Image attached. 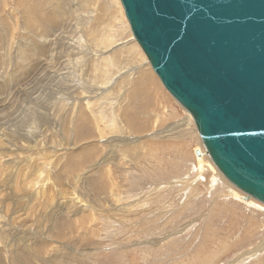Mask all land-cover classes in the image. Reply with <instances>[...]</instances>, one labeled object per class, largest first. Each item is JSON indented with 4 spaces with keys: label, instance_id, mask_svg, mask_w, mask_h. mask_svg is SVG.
<instances>
[{
    "label": "rangeland",
    "instance_id": "374dc122",
    "mask_svg": "<svg viewBox=\"0 0 264 264\" xmlns=\"http://www.w3.org/2000/svg\"><path fill=\"white\" fill-rule=\"evenodd\" d=\"M32 14L39 22H28ZM131 68L136 73L125 77ZM106 91L109 97L98 98ZM4 97L0 264H188L185 257L199 253L212 260L200 264H264V204L240 200L244 194L206 155L190 115L133 38L119 0H0ZM115 128L138 144L135 155L118 140L106 148ZM85 144L92 146L81 149ZM217 186L227 199V211H213L220 218L196 209L202 189ZM189 209L198 216L193 233L210 224L216 237L209 231L201 246H191L178 219ZM169 228L185 237V256L175 263L165 258L174 256L171 247L180 251L167 246Z\"/></svg>",
    "mask_w": 264,
    "mask_h": 264
},
{
    "label": "water",
    "instance_id": "95a60500",
    "mask_svg": "<svg viewBox=\"0 0 264 264\" xmlns=\"http://www.w3.org/2000/svg\"><path fill=\"white\" fill-rule=\"evenodd\" d=\"M119 1L205 153L240 200L264 204V0ZM193 153L201 163L198 146Z\"/></svg>",
    "mask_w": 264,
    "mask_h": 264
},
{
    "label": "crops",
    "instance_id": "0c3cea01",
    "mask_svg": "<svg viewBox=\"0 0 264 264\" xmlns=\"http://www.w3.org/2000/svg\"><path fill=\"white\" fill-rule=\"evenodd\" d=\"M202 191H203L202 192L203 195H202V197H200L201 198V205L198 206L196 209L200 210V212H203V213L204 212H212L213 214L217 215L220 218L219 213H214L213 211L215 209H220V210L222 209L224 211H227V206H226L227 199H226L225 196H222L221 192L219 191V186H217V189L213 190V192H211V190H209L207 188L206 189H202ZM219 196H222L224 198L223 199H218ZM203 199H208V200L211 201L212 209L210 211L207 208H205V207L202 208L204 206V204L202 202ZM197 217L198 216L194 215L193 212L190 209L186 212V214L183 217H178V219H180L183 227L185 228L184 231L187 234L186 240L188 241L189 237L193 239V242L191 243V246H195L197 244L199 246H201L200 240L203 237H205L209 233V231L212 233L213 236L216 237V235L214 233L213 226H211L210 224H204V226L201 225L202 223L198 224L200 226V232L198 234H194L193 233L192 223H195V219ZM172 231H173V228L167 229V234L169 235V237L166 240L167 246H169V245H173L174 247L178 246L180 251L173 250V248L170 246L171 247L170 252L172 250L174 252V256L172 258H167V257H165V258H166L167 261H172L173 263H175L174 260L178 256L184 255L183 252L185 253L186 250L184 251L185 242L182 240V238L184 237L183 234H182V231L179 234V237H180L179 240L176 239V237H173ZM187 245H186V248L188 247ZM177 254H179V255L177 256ZM166 256H171V255L167 254ZM199 256H200V258H194V257H199ZM185 261L188 264H200L202 262H208V261H212V260L211 259H202L201 258V254L199 253V255H192L191 257H185Z\"/></svg>",
    "mask_w": 264,
    "mask_h": 264
},
{
    "label": "bare ground",
    "instance_id": "6f19581e",
    "mask_svg": "<svg viewBox=\"0 0 264 264\" xmlns=\"http://www.w3.org/2000/svg\"><path fill=\"white\" fill-rule=\"evenodd\" d=\"M123 8V7H122ZM51 12V11H50ZM47 13V12H46ZM56 14V13H55ZM42 15V14H41ZM35 15L34 14H32V15H28V17H27V19H28V22L29 23H32V21L33 22H36V21H38V20H36L35 18H33ZM51 21V20H50ZM39 22V21H38ZM37 22V23H38ZM130 28V27H129ZM131 31V30H130ZM134 38V37H133ZM136 41V40H135ZM122 43V42H121ZM120 42H118V44H121ZM115 44H116V42H115ZM117 44V45H118ZM126 44V43H125ZM138 44V43H137ZM133 46H134V44H132ZM128 46V45H127ZM121 47H123L122 45H121ZM126 47V46H125ZM128 48V47H127ZM134 48H135V46H134ZM121 49V48H120ZM125 49V48H124ZM123 49V50H124ZM122 50V51H123ZM124 52V51H123ZM99 54H102L103 53V51H100V52H98ZM112 54H115L114 52H112ZM131 54V53H130ZM113 57H114V55H112L111 57H106L105 59H107V58H111V59H113ZM134 66V65H133ZM125 70H128L127 68H125ZM134 71H135V73H136V70H133V68H131V69H129V71L126 73V75H125V77L128 75V77H131V76H133L135 73H134ZM145 73H146V71H145ZM124 77V78H125ZM135 78V77H134ZM144 78H145V76H144ZM142 79V78H141ZM116 80V79H115ZM145 80V79H144ZM113 82V81H112ZM136 82V81H135ZM140 82V81H139ZM114 83V82H113ZM114 85V84H113ZM104 86V85H103ZM113 87V86H112ZM126 87V86H125ZM135 89V88H134ZM97 90V89H96ZM137 90V89H136ZM112 91H114V90H112ZM138 91V90H137ZM136 91V92H137ZM108 91H106V92H100V96L98 97V98H103V97H105L106 98V96H108ZM110 93H112V92H110ZM124 93V92H123ZM130 93V92H129ZM19 95V94H18ZM149 95H150V93H149ZM109 96H110V94H109ZM108 96V97H109ZM112 96V95H111ZM117 97H118V95H116ZM113 97V96H112ZM5 99H2V100H0V103H2V102H4L5 100H6V98L7 97H4ZM148 98V97H147ZM149 99V98H148ZM107 100V99H106ZM157 101V100H156ZM6 103V102H5ZM128 104V103H127ZM1 106V105H0ZM3 106V105H2ZM8 107H10L9 105H8ZM185 109V108H184ZM10 111H12V110H10ZM4 112H5V110H4ZM7 114H10L9 115V118L8 119H10L11 118V115H12V113H10L8 110H7ZM17 115V114H16ZM190 115V114H189ZM4 116V115H3ZM1 117L0 116V124H2V126H0V132H2L1 130H7V124H8V122H6L5 120H6V118H4V117ZM15 116V115H14ZM103 116V115H102ZM191 117V116H190ZM48 119V118H47ZM128 124H131V123H128ZM133 125V124H132ZM180 126H183V125H180ZM180 126L178 127H175V129H174V131H176V128H180ZM129 131H131V129H132V126H130V125H128L127 127H126ZM183 129V128H182ZM114 130V132H116L115 133V135H119V137H117V136H115L114 135V137L113 138H111V139H108V140H106L104 143H108L107 145H106V148L107 147H110V145H112L114 142H116L117 140L119 141V142H121L122 143V145H126V148L124 147V148H122V151L125 153V154H127V153H131L133 150H134V155L138 152V144H133V145H129L128 143L130 142V141H128L126 138H124V137H122V135H120L121 133H122V131L124 130L123 128H115V129H113ZM184 130H185V128H184ZM133 131V130H132ZM139 131V130H138ZM143 131V130H142ZM16 132V131H15ZM24 132V131H23ZM169 132V131H168ZM177 132H179V133H181L182 132V130H177ZM20 133V132H19ZM130 133V132H129ZM22 134V133H21ZM3 135H4V132H2V134H0V137L1 138H3L4 139V137H3ZM29 135V134H28ZM160 138H162L163 136L162 135H160V134H157ZM27 136V135H26ZM26 136H20L21 137V139H22V143H24V144H26V146L28 147V145L30 146L31 144H29V142H30V140H31V138L29 137H26ZM162 136V137H161ZM82 139H87V138H85V137H83ZM165 139V138H164ZM5 140V139H4ZM7 140V139H6ZM5 140V141H6ZM148 140H151V139H147V141H145V142H149V144L150 145H154L155 143H153V142H150V141H148ZM80 141H82V140H80ZM144 142V143H145ZM165 142H168L167 141V139H165ZM6 143V142H5ZM33 143V142H32ZM86 143V142H85ZM93 143H95V142H93ZM37 144V142L35 143V145ZM92 144V143H91ZM91 144H85L84 146H81V149H85V148H88V147H91L92 145ZM97 144V143H96ZM100 144V143H99ZM120 144V143H119ZM60 145V144H59ZM98 146V145H97ZM143 147V146H142ZM30 148V147H29ZM63 148V147H62ZM105 148V149H106ZM202 148V147H201ZM47 149V148H46ZM46 149H44L43 148V151H45ZM104 150V149H103ZM21 151V150H20ZM34 151V150H33ZM61 151H63V150H61ZM114 151V150H113ZM30 152V151H29ZM111 152V151H110ZM115 152V151H114ZM36 153V152H35ZM63 154V153H62ZM76 153H65L64 154V156L65 155H67V156H69V157H72L73 155H75ZM121 154V153H120ZM41 155H44L45 156V154L44 153H42ZM112 153H107L106 154V157H107V160H109L110 158H112ZM134 155H132V157L133 158H136ZM207 155V154H206ZM33 156H34V154H33ZM68 157V158H69ZM131 157V158H132ZM138 157V156H137ZM203 159V158H202ZM67 160V159H66ZM69 160V159H68ZM207 160V159H206ZM71 163H74V160L73 159H71V160H69ZM205 161V160H204ZM203 166H205L204 164H203V160L201 161V163H200V165H198V167L199 168H202ZM40 172V170L39 169H36L35 171H34V173L35 174H38ZM10 173V175H9V177H11L12 176V174H11V172H9ZM104 173V172H103ZM89 182V181H88ZM88 185H90L89 183H88ZM10 243H12V242H9V241H6V244H9L10 245Z\"/></svg>",
    "mask_w": 264,
    "mask_h": 264
}]
</instances>
